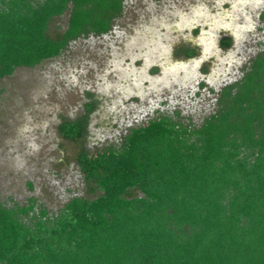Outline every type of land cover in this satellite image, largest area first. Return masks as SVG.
<instances>
[{"label":"trees","instance_id":"obj_1","mask_svg":"<svg viewBox=\"0 0 264 264\" xmlns=\"http://www.w3.org/2000/svg\"><path fill=\"white\" fill-rule=\"evenodd\" d=\"M123 11L124 0H0V80L108 34ZM66 14L67 28L53 35ZM90 97L83 115L59 126L81 144L90 197L57 215L34 199L10 207L0 199V264H264V51L201 126L159 116L96 154L85 146L98 108Z\"/></svg>","mask_w":264,"mask_h":264},{"label":"rangeland","instance_id":"obj_2","mask_svg":"<svg viewBox=\"0 0 264 264\" xmlns=\"http://www.w3.org/2000/svg\"><path fill=\"white\" fill-rule=\"evenodd\" d=\"M68 20H56L53 35ZM226 36L231 49L221 48ZM184 45L198 48L194 59L175 56ZM262 51L264 0H124L108 34L80 38L61 56L0 80L1 201L34 199L37 210L57 215L71 199L90 197L76 160L81 144L59 133L64 119L83 115L90 94L98 108L85 146L96 154L159 116L201 126Z\"/></svg>","mask_w":264,"mask_h":264},{"label":"flooded vegetation","instance_id":"obj_3","mask_svg":"<svg viewBox=\"0 0 264 264\" xmlns=\"http://www.w3.org/2000/svg\"><path fill=\"white\" fill-rule=\"evenodd\" d=\"M226 38H227V36L221 39V41H220L221 48H222V42H223V40L226 39ZM229 38H230V37H229ZM232 41H233V40H232ZM184 46L187 47V45H184ZM184 46H179V47L177 48V52H178L182 47H184ZM232 47H233V45H232ZM232 47H231V48H232ZM187 48H190V49H196V51H198V50H197V49H198L197 47H195V48H194V47H187ZM231 48H229V49H231ZM175 56H176V53H175ZM196 56H197V55H196ZM196 56H195V57H196ZM182 57H183V59H185V60H191V59H194V58H195V57H193V58H187V57H185V56H181V58H182Z\"/></svg>","mask_w":264,"mask_h":264}]
</instances>
